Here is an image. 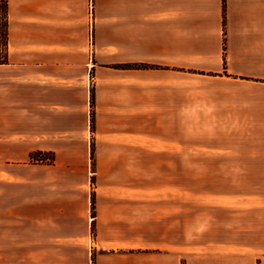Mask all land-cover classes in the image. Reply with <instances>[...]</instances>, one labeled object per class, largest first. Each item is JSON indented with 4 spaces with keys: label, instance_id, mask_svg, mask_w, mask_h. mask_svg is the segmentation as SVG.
Segmentation results:
<instances>
[{
    "label": "crops",
    "instance_id": "1",
    "mask_svg": "<svg viewBox=\"0 0 264 264\" xmlns=\"http://www.w3.org/2000/svg\"><path fill=\"white\" fill-rule=\"evenodd\" d=\"M183 74L257 83L251 228L183 234ZM0 264H264V0H9Z\"/></svg>",
    "mask_w": 264,
    "mask_h": 264
},
{
    "label": "rangeland",
    "instance_id": "2",
    "mask_svg": "<svg viewBox=\"0 0 264 264\" xmlns=\"http://www.w3.org/2000/svg\"><path fill=\"white\" fill-rule=\"evenodd\" d=\"M181 189L183 234L189 217L198 233L205 232L207 220L222 216L219 207L227 209L231 223L253 226L257 83L183 74Z\"/></svg>",
    "mask_w": 264,
    "mask_h": 264
},
{
    "label": "trees",
    "instance_id": "3",
    "mask_svg": "<svg viewBox=\"0 0 264 264\" xmlns=\"http://www.w3.org/2000/svg\"><path fill=\"white\" fill-rule=\"evenodd\" d=\"M9 0H0V65L8 61Z\"/></svg>",
    "mask_w": 264,
    "mask_h": 264
}]
</instances>
